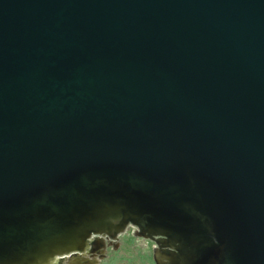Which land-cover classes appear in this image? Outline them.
I'll return each instance as SVG.
<instances>
[{"label":"water","instance_id":"1","mask_svg":"<svg viewBox=\"0 0 264 264\" xmlns=\"http://www.w3.org/2000/svg\"><path fill=\"white\" fill-rule=\"evenodd\" d=\"M130 226L264 264V0H0V264Z\"/></svg>","mask_w":264,"mask_h":264},{"label":"flooded vegetation","instance_id":"2","mask_svg":"<svg viewBox=\"0 0 264 264\" xmlns=\"http://www.w3.org/2000/svg\"><path fill=\"white\" fill-rule=\"evenodd\" d=\"M136 233V228L130 226L117 239L109 236H93L85 252L60 257V264H72L73 261L75 264H105L114 256L129 254L128 251L134 250L137 246L144 254L154 257V241L144 239Z\"/></svg>","mask_w":264,"mask_h":264},{"label":"rangeland","instance_id":"3","mask_svg":"<svg viewBox=\"0 0 264 264\" xmlns=\"http://www.w3.org/2000/svg\"><path fill=\"white\" fill-rule=\"evenodd\" d=\"M135 248L134 250L128 251L129 254L125 253V255L110 258L105 264H155L152 256L144 254L138 246Z\"/></svg>","mask_w":264,"mask_h":264}]
</instances>
